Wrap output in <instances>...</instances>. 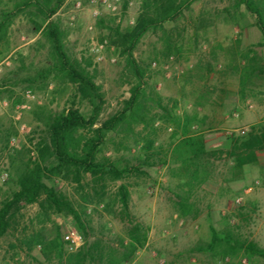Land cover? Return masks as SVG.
<instances>
[{
    "label": "rangeland",
    "instance_id": "obj_1",
    "mask_svg": "<svg viewBox=\"0 0 264 264\" xmlns=\"http://www.w3.org/2000/svg\"><path fill=\"white\" fill-rule=\"evenodd\" d=\"M12 3L13 0H0V12L10 9ZM234 3V0L196 1L177 22L166 23L162 30L150 31L142 37L134 57L145 69L147 116H156V121L146 131L138 125L131 133L120 129L110 133L100 157L115 160L121 166L128 163L135 166L136 143L142 144L147 134L154 138L155 146H161L164 151L175 144L178 138L172 139L171 134L176 127L171 120L158 118L163 111L154 104L156 96L168 109L176 102L174 114L178 116L196 115L198 124L191 130L204 135L207 149L222 150L224 140L229 136L242 135L241 131L245 134L255 124L264 125V69L258 75L245 78L243 88L240 83L244 55H256L264 61V46H255L262 36L255 25V17ZM139 5L140 0H130L126 12L115 22L122 28L132 25ZM100 12L101 16L105 14ZM53 20L65 34L63 43L70 57L83 66L85 60L90 61L86 68L105 99L99 122L106 120L129 97L134 83L130 69L124 58L109 46L105 37L107 30L99 25V19L91 16L86 6L76 10L73 0H65ZM103 41L106 43L99 53L102 59L98 61L96 46ZM167 51H170L168 55ZM51 63L47 41L33 31L26 15L16 17L0 42V85L6 84L0 90L6 88L13 92L10 96L8 93L0 96V137L9 131L7 146L0 141V202L16 189L7 183L13 172L9 168L11 152L24 147L29 152L21 157L23 161L37 160L34 144L41 133L37 129L33 134L37 125L31 110L45 105L59 112L73 99L74 87L59 79L50 80L46 88L26 87L25 77L35 76ZM25 90L32 91L33 100H26ZM75 102L82 114H89L90 106L86 102L78 99ZM17 115H20V121L15 119ZM21 124L25 125L22 131L19 129ZM13 135L17 136L19 148L9 143ZM158 157L163 158L161 154ZM178 167V163L162 164L156 160L152 167H141L142 175L131 174L124 179L130 191V212L149 228L145 246L124 264H264L262 258L249 260L239 255L221 259L210 252L197 250L208 242L210 225L220 231L229 226L242 238L264 248V155L259 154L255 163L245 166L242 177L237 180L230 179L231 162L225 153L201 160L200 175L204 180L192 188L189 196L191 212L185 218H181L175 208L177 195L187 191L179 186L185 179L177 176ZM3 173H6L4 180L1 178ZM46 183L70 198L75 207H85L91 229L87 231L88 242L102 236L117 247V240L126 238L127 224L114 215L119 211L114 195L120 181L107 180L105 196L99 205L90 199L89 175L84 176L82 188L59 177ZM86 193H90V198L84 203ZM107 205L109 209L105 210ZM37 212V205L21 209L18 232L24 227L30 230L38 227ZM52 220L55 224L49 222L41 226L47 239L55 236L56 227H59L62 239L71 230L80 234L70 216L53 215ZM14 236L7 234L0 239V264H55L45 260L39 247L30 254L11 248ZM65 248L68 251L77 249L68 243Z\"/></svg>",
    "mask_w": 264,
    "mask_h": 264
},
{
    "label": "trees",
    "instance_id": "obj_2",
    "mask_svg": "<svg viewBox=\"0 0 264 264\" xmlns=\"http://www.w3.org/2000/svg\"><path fill=\"white\" fill-rule=\"evenodd\" d=\"M196 1L199 0H140L134 23L125 28L115 22L118 16L108 14L100 16L99 25L107 30L105 37L109 46L124 58L134 78L129 97L122 102L120 109L102 122H99V116L105 99L101 88L86 68L90 66V61L85 60L86 65L83 66L80 61L70 57L63 43L65 34L59 23L53 20V16L65 0H13L10 9L0 12V42L12 21L20 15H26L33 25V31L40 33L49 44L52 63L35 76L25 77L23 81L26 87L46 88L50 80L58 79L74 87L73 99L59 112H54L45 105L35 106L31 110L33 122L37 125L33 134L37 129L41 133V137L34 144L37 160L23 161L21 157L25 152H29L24 147L12 151L9 155V168L11 167L13 172L7 183L16 186V189L11 190L0 202V239L7 234L13 236L17 234L11 248L30 254L33 249L39 247L45 260L55 264H124L132 260L136 252L145 246L149 231L148 226L139 222L130 212V191L124 182L126 177L131 174L142 175L141 167H152L156 160L162 164L178 163L177 176L185 179L179 186L187 188V191L183 192V195H177L175 208L179 216L185 218L191 212L189 199L191 190L204 180L200 175L201 160L225 153L231 162L230 179L237 180L242 177L245 166L255 163L259 154L264 155L263 124L252 125L245 134L229 136L224 140L222 150L207 149L204 135L191 130L193 125L198 124L196 115L178 116L174 114L176 102L168 109L162 105L161 98L156 96L154 104L163 111L158 118L171 120L176 127L171 134L172 139L178 138L175 144L172 143V147L164 151L161 146H155L154 138L147 134L142 144L136 143L138 148L134 157L135 166L129 163L121 166L115 160L99 156L110 133L119 129L131 133L138 125H141L144 131L153 127L156 116H147L149 110L144 105L145 69L136 61L134 51L146 33L162 30L166 23L177 22L190 11ZM234 2V6H243L255 17V25L264 41V0ZM127 8L128 0H123L121 14H124ZM255 46L263 47L264 42H259ZM248 52L252 53L251 49ZM169 53L170 51H167L166 55ZM243 59L245 65L241 68L240 77L242 88L245 78L258 75L264 69V61L262 62L256 55L251 57L244 55ZM5 86L6 84L0 85L2 88ZM3 93L10 96L13 92L5 88L0 90V96ZM75 99L90 106L88 115L80 112ZM1 135L0 141L6 147L9 131ZM29 141L32 142L31 139ZM160 154L163 158L158 157ZM86 175L90 176L92 198L90 193H86L83 197L84 203L90 198L96 200L99 205L105 196L107 180L121 182L120 185H116L114 203L118 202L119 211L114 215L125 222L127 228L126 238L120 237L117 240V247L110 245L102 236H96L88 242L87 231L91 229L85 207H75L70 198L56 190L54 185L46 183L52 182L54 177H59L81 187ZM28 205L38 207L35 218L38 227H31V230L24 227L18 232L21 209ZM108 209L107 205L105 210ZM53 215L70 216L74 221L84 239L83 244L75 251H68L65 248L67 242L63 241L59 227H56L52 239H47L43 234L42 225L49 222L55 224L52 220ZM208 230L209 240L204 246H199L198 251L210 252L221 259L235 258L239 255L249 260L264 259V248L254 241L242 238L231 227L227 226L220 231L210 225Z\"/></svg>",
    "mask_w": 264,
    "mask_h": 264
},
{
    "label": "built area",
    "instance_id": "obj_3",
    "mask_svg": "<svg viewBox=\"0 0 264 264\" xmlns=\"http://www.w3.org/2000/svg\"><path fill=\"white\" fill-rule=\"evenodd\" d=\"M74 1V8L76 10H82L84 6L88 8L91 12V16L95 19H99L101 16L100 10L104 11L105 14L110 16H119L121 14V5L123 0H73ZM130 4V0H128V5ZM91 29V27H90ZM106 41L99 43L96 46L97 56L96 59L100 61L102 57L99 55L100 51L103 49L104 44ZM155 65V63H153ZM24 97L26 100H33L34 94L31 90H25ZM24 108V106H22ZM17 121H20V115H17L15 118ZM25 125L21 124L19 129L22 131L24 130ZM241 134H244V131H241ZM10 145L14 148H19L17 136L13 135L9 141ZM6 177V173L1 175L2 180ZM63 239L67 242L71 247L78 248L83 244L82 236L76 231H68L64 236Z\"/></svg>",
    "mask_w": 264,
    "mask_h": 264
},
{
    "label": "crops",
    "instance_id": "obj_4",
    "mask_svg": "<svg viewBox=\"0 0 264 264\" xmlns=\"http://www.w3.org/2000/svg\"><path fill=\"white\" fill-rule=\"evenodd\" d=\"M261 36H262V35H261ZM258 42H264V41H263V38H260Z\"/></svg>",
    "mask_w": 264,
    "mask_h": 264
}]
</instances>
